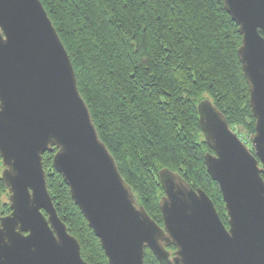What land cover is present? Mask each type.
<instances>
[{"label":"water","instance_id":"water-1","mask_svg":"<svg viewBox=\"0 0 264 264\" xmlns=\"http://www.w3.org/2000/svg\"><path fill=\"white\" fill-rule=\"evenodd\" d=\"M256 119L254 152L210 98L198 104L207 171L228 214L175 170L159 178L163 225L138 203L100 138L69 52L41 0H0V154L11 213L0 218V264H89L50 194L43 154L70 187L110 264H264V0H223ZM175 246L174 252L169 251Z\"/></svg>","mask_w":264,"mask_h":264},{"label":"trees","instance_id":"trees-1","mask_svg":"<svg viewBox=\"0 0 264 264\" xmlns=\"http://www.w3.org/2000/svg\"><path fill=\"white\" fill-rule=\"evenodd\" d=\"M71 57L77 85L100 138L139 204L163 225L159 171H178L203 188L228 226L219 184L207 171L211 148L198 104L210 98L247 143L255 132L242 35L223 0H41ZM245 133V135H243ZM43 154L48 189L89 264H110L88 220ZM254 152V150H252ZM0 197L8 190L2 179ZM264 177V174H263ZM11 213L0 199V218ZM174 252L175 246L170 245ZM145 264H161L146 247Z\"/></svg>","mask_w":264,"mask_h":264},{"label":"rangeland","instance_id":"rangeland-1","mask_svg":"<svg viewBox=\"0 0 264 264\" xmlns=\"http://www.w3.org/2000/svg\"><path fill=\"white\" fill-rule=\"evenodd\" d=\"M243 135H245V133H243ZM246 144L249 146V148H250L251 150H254V147H253V145H252L251 139H250V141L247 142ZM9 194H10L9 191H7V192L4 193L3 195H1L0 199H1L2 203H3V202H9Z\"/></svg>","mask_w":264,"mask_h":264},{"label":"bare ground","instance_id":"bare-ground-1","mask_svg":"<svg viewBox=\"0 0 264 264\" xmlns=\"http://www.w3.org/2000/svg\"><path fill=\"white\" fill-rule=\"evenodd\" d=\"M51 18V17H50ZM200 116V115H199Z\"/></svg>","mask_w":264,"mask_h":264}]
</instances>
